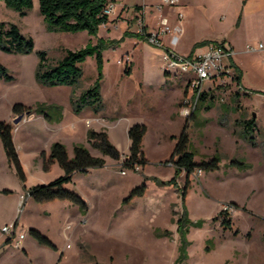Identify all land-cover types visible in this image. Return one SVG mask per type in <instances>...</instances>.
<instances>
[{
  "label": "rangeland",
  "instance_id": "obj_1",
  "mask_svg": "<svg viewBox=\"0 0 264 264\" xmlns=\"http://www.w3.org/2000/svg\"><path fill=\"white\" fill-rule=\"evenodd\" d=\"M135 1L119 7L120 0H110V22L101 26L99 36L119 39L125 30L137 32L145 23L141 9L148 6L147 22L154 30H158L161 16L171 25L183 27L176 45L182 53L188 52L192 41H199V48L224 37H243L236 25L242 0H179L178 5L163 6L162 0ZM0 21L17 24L34 40L30 53L0 49V63L13 76L11 80L0 77V121L12 128L25 174L24 180L17 175L0 139V264H264V41L249 43L253 47L241 54L245 84L252 90L246 99L239 89L240 108L235 109L238 87L227 76L206 89L208 97L214 94V106L200 109L190 119L196 160L210 158L218 150L219 169L192 172L184 199L187 178L182 172L176 186L160 187L148 180L144 196L124 201L141 183L143 174L164 180L172 177L174 167L166 161L176 141L173 136L180 134L187 118L182 114L181 94L188 75L165 72L162 48L127 36L103 49L104 108L96 113L88 106L77 113L70 98L94 83L96 57L88 56L82 63L83 75L77 85L47 86L36 78L37 51L45 50L48 62L54 65L67 49L96 44L97 38L87 31L50 29L39 0H34L25 15L2 1ZM127 65L131 66L129 73ZM209 85L212 83L205 86ZM18 102L32 110L38 103H56L62 106L63 117L61 122H48L42 114L24 112L15 123L20 114L12 107ZM253 115L258 127L252 135L256 142L252 147L241 138L242 126L236 121ZM138 122L147 126L143 150L148 163L144 168L129 169L107 156L104 166L76 173L66 184L87 201L86 214L68 200L38 203L28 196L31 186L48 183L63 173L57 162L49 170L43 169V154L48 156L54 141L66 142L72 154L73 141L85 143L88 129L106 130L117 148L126 151L128 127ZM235 158L252 167L232 164ZM184 210L192 223L185 255L179 258L177 227ZM11 224L9 232L2 231L4 225ZM30 228L49 237L55 246L40 244ZM158 229L170 233L162 235ZM21 233L25 237L19 240Z\"/></svg>",
  "mask_w": 264,
  "mask_h": 264
},
{
  "label": "trees",
  "instance_id": "obj_2",
  "mask_svg": "<svg viewBox=\"0 0 264 264\" xmlns=\"http://www.w3.org/2000/svg\"><path fill=\"white\" fill-rule=\"evenodd\" d=\"M8 7L17 10L21 15H25L28 9L34 5V0H0ZM110 0H39L40 12L47 23V26L52 30H61L68 32L87 31L88 34L97 38L96 44L87 43L85 47L77 50L67 49L64 57L56 64L52 65L48 62L47 52L38 50L37 54L39 61L36 68V78L44 85L58 86L70 85L74 86L80 82L83 75L82 63L88 56L96 57L97 77L94 83L87 89L81 92L78 97L71 96L70 101L73 110L77 113L81 112L85 107H91L94 112L98 113L103 108V98L101 94V85L104 78V56L103 49L117 45L123 41L125 37H138L146 40L149 32L141 34L138 32H130L126 30L119 39L98 36L101 25L107 24L110 21L107 12ZM147 30V26H144ZM198 43L195 44L197 46ZM0 49L6 52L30 53L34 50V40L31 36L23 34L17 24L6 23L0 21ZM231 65L234 68L232 81L237 85L238 89L234 93L235 101H237L236 110L240 108V88L241 86V70L231 59ZM125 71L129 73L131 66L127 65ZM166 74V73H165ZM0 77L6 80H11L13 76L8 72L5 65L0 63ZM210 91H202L197 105L191 115L186 118L183 125V130L175 138V144L169 159L166 162H171L174 167V173L171 178L164 180L157 176H147L143 174L141 183L130 190L129 195L124 201L132 197H142L147 191L148 180L153 181L157 186H168L177 184V178L182 173H186V184L183 187V199L189 185V177L192 172L197 169L202 171H213L219 169L221 155L216 152L210 158L196 160V150L194 149L191 137L189 135L190 119L197 115V112L205 108L210 110L214 106V94L210 95ZM13 112L22 114L24 112H37L42 114L48 122L60 121L62 118V106L56 103L46 104L38 103L32 110L30 106L23 103H15L12 107ZM242 125L241 134L253 145L255 139L253 133L256 130V119H240L236 121ZM147 132V126L144 123H134L128 127V137L130 139L129 152L127 154L121 152L115 144L110 140L106 130L88 129L87 142L88 145L98 150L101 155H94L89 147L84 143H76L73 147V156L70 157L66 145L61 141H54L50 146V152L46 157L43 154V169L49 170L52 163L57 162L63 170V173L48 183H39L27 189V194L34 201L44 203L55 199L68 200L77 205L80 210L86 214L89 210V205L85 199L76 191L66 187V184L72 182L76 173H88L91 168L102 167L106 164L105 156L120 162L122 166L129 169H136L137 166L144 168L148 159L144 154L143 140ZM0 139L10 163L15 167L17 175L24 180L25 174L22 163L20 161L17 148L14 142L12 128L5 121H0ZM232 164L237 166L248 167L245 162L238 159H233ZM222 213V211H221ZM191 220L187 217V212L184 210L182 217L178 221L177 230L180 233V251L179 258L185 255L186 247L189 244L187 233ZM200 223L199 221L196 224ZM223 223L230 222L226 220ZM29 232L37 239L40 244L55 246L49 237L42 234L34 228H30ZM158 232L160 230L158 229ZM169 231L160 232L162 235H169ZM9 238L7 239V241ZM176 264V263H174Z\"/></svg>",
  "mask_w": 264,
  "mask_h": 264
},
{
  "label": "built area",
  "instance_id": "obj_3",
  "mask_svg": "<svg viewBox=\"0 0 264 264\" xmlns=\"http://www.w3.org/2000/svg\"><path fill=\"white\" fill-rule=\"evenodd\" d=\"M177 0H162V4L174 5ZM109 12V9L107 10ZM182 13L179 12V17ZM158 30L148 31L144 30L145 23L137 31L145 34L149 32L147 41L162 48L161 60L163 69L167 73H183L187 74L186 91L182 102V114L186 117L190 116L197 105L199 96L202 91L210 89L213 84L224 77H231V59L234 54L232 46L226 42L211 43L204 51L186 55L177 52L171 47L163 44L162 36L170 34L177 36L181 31L179 24L171 25L167 17H160ZM249 48L253 46H248ZM206 83H212V86H205ZM171 163V162H170ZM172 164V163H171ZM202 172L201 169H197ZM125 173V171H122ZM13 227L11 225H4L2 231L9 232ZM25 237L24 233L19 234L18 239L22 240Z\"/></svg>",
  "mask_w": 264,
  "mask_h": 264
},
{
  "label": "crops",
  "instance_id": "obj_4",
  "mask_svg": "<svg viewBox=\"0 0 264 264\" xmlns=\"http://www.w3.org/2000/svg\"><path fill=\"white\" fill-rule=\"evenodd\" d=\"M132 2L136 3L135 0H120V3L118 6L119 7L123 6L126 3L131 4ZM242 3H243V7H242L240 13L238 14V17L236 20V25H237L238 29L243 31V37L241 39L224 37V38L220 39V41H218V42H226L230 46H232V48L234 50L232 60L241 70V86H242L241 89L243 90V93L246 94V99H247L250 97V94H251L250 90H252V89L245 84V69H244L243 61L241 60V54L244 53L245 50H247L248 46H252L249 43H253V42H257V41H260V42L264 41V0H242ZM178 4H179V0H177L176 5H178ZM160 5L163 6L162 3H160ZM141 11L144 13L143 17H144L145 25L147 26V30L153 31L154 27L150 26L149 23L147 22L148 6L144 7V9H141ZM122 17H124V14H122ZM101 26H100V28H101ZM180 27H181V31H182L183 27L181 25H180ZM250 29H251V31H250ZM99 32H100V29H99ZM99 32H98V36H99ZM140 40H143V39H140ZM162 41H163V44H165L167 47H171V48L175 49L177 52H179L181 54H186V55H192V54L200 53V52L204 51L211 44V43H206V44H203L201 47L198 48L197 46H195V44L198 43L199 41H192V43L188 49V52L182 53L176 49V45L179 42V35H177V36L170 35V34L164 35V36H162ZM261 45H262V43H259V46H261ZM231 72H232L231 77L230 76L229 77L232 79V74L234 72V68L232 65H231ZM185 91H186V84H185V88L182 90V94H181L182 96L184 95ZM207 91H209V90H207ZM241 96L242 95L240 93V98H241ZM178 103L181 104V100H179ZM253 116H254L253 118H255V115H253ZM62 117H63V112H62ZM257 127L258 126H257V122H256V130H257ZM241 138L248 141L242 134H241ZM63 143L66 145L69 156L72 157L74 145L76 143H84V142L73 141V143H72V154H71L70 149L68 148L66 142H63ZM84 144H86L89 147L88 142H87V134H86V140H85ZM127 144H128V149L126 151H124V150L121 151L125 154H127L129 152V147H130L129 137L127 138ZM250 144L252 145V147L254 146L252 143H250ZM89 149H90V147H89ZM94 150L96 151V153L90 149V151L94 155H101V153L98 150H96V149H94ZM47 154H48V152H47ZM106 157L107 156H105V158ZM235 159H238V158H235ZM238 160H242L243 162H245L243 159H238ZM106 161H107V158H106ZM245 164L248 165V168L252 167L251 163L248 164L247 162H245Z\"/></svg>",
  "mask_w": 264,
  "mask_h": 264
},
{
  "label": "water",
  "instance_id": "obj_5",
  "mask_svg": "<svg viewBox=\"0 0 264 264\" xmlns=\"http://www.w3.org/2000/svg\"><path fill=\"white\" fill-rule=\"evenodd\" d=\"M22 118H23V114H20L19 116H17V117L14 119V122L17 123V122H19Z\"/></svg>",
  "mask_w": 264,
  "mask_h": 264
}]
</instances>
